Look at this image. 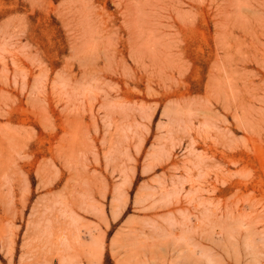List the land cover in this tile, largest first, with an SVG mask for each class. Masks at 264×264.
<instances>
[{
  "label": "rangeland",
  "instance_id": "obj_1",
  "mask_svg": "<svg viewBox=\"0 0 264 264\" xmlns=\"http://www.w3.org/2000/svg\"><path fill=\"white\" fill-rule=\"evenodd\" d=\"M0 264H264V0H0Z\"/></svg>",
  "mask_w": 264,
  "mask_h": 264
},
{
  "label": "bare ground",
  "instance_id": "obj_2",
  "mask_svg": "<svg viewBox=\"0 0 264 264\" xmlns=\"http://www.w3.org/2000/svg\"><path fill=\"white\" fill-rule=\"evenodd\" d=\"M179 70H180V69H178V68H174V69H172V71H177V73H179ZM173 73H174V72H172V74H173ZM172 76H173V75H172ZM194 110L198 112L197 115H198L199 117H202V120L205 119V116L203 115V113H205V111H204L205 109H204V106H203V105H199L198 107H195ZM195 119H198L197 116L195 117ZM194 145H197V144H196V141H195V138L190 137V142H189V145H188V146H189L190 148H192Z\"/></svg>",
  "mask_w": 264,
  "mask_h": 264
}]
</instances>
